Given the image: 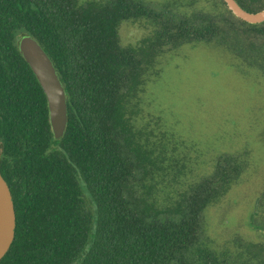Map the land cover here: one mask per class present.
Here are the masks:
<instances>
[{
    "label": "trees",
    "instance_id": "trees-1",
    "mask_svg": "<svg viewBox=\"0 0 264 264\" xmlns=\"http://www.w3.org/2000/svg\"><path fill=\"white\" fill-rule=\"evenodd\" d=\"M180 1L0 0V173L17 219L0 264H264V242L237 241L234 261L204 226L206 211L244 176L249 152L220 154L209 175L188 180L174 136L144 105L164 57L204 44L264 97V23L236 18L224 0ZM236 1L264 10V0ZM124 23L148 33L124 45ZM23 35L41 45L65 89L60 140L19 51ZM250 221L264 233V194Z\"/></svg>",
    "mask_w": 264,
    "mask_h": 264
},
{
    "label": "rangeland",
    "instance_id": "rangeland-1",
    "mask_svg": "<svg viewBox=\"0 0 264 264\" xmlns=\"http://www.w3.org/2000/svg\"><path fill=\"white\" fill-rule=\"evenodd\" d=\"M160 4L167 0H147ZM180 1V0H175ZM181 3V1H180ZM211 11L207 4L202 6ZM148 30L124 23L121 41L135 44ZM216 45L182 47L164 57L161 75L144 96L146 115L169 133L185 156L188 180L206 176L223 153L248 151L251 157L242 179L205 214V232L217 250L234 255L240 241L264 242V233L250 215L264 194V97L259 83L246 79L223 57ZM240 244V245H239Z\"/></svg>",
    "mask_w": 264,
    "mask_h": 264
},
{
    "label": "water",
    "instance_id": "water-1",
    "mask_svg": "<svg viewBox=\"0 0 264 264\" xmlns=\"http://www.w3.org/2000/svg\"><path fill=\"white\" fill-rule=\"evenodd\" d=\"M233 15L242 21L257 25L264 23V10L251 13L236 0H224ZM18 48L41 85L48 102L49 120L56 140L63 138L68 124L67 95L56 68L41 47L30 35H23ZM16 212L11 190L0 173V262L9 252L16 236Z\"/></svg>",
    "mask_w": 264,
    "mask_h": 264
}]
</instances>
